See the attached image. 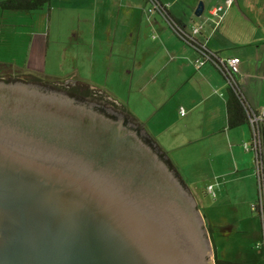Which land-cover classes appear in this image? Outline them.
I'll list each match as a JSON object with an SVG mask.
<instances>
[{
  "label": "water",
  "instance_id": "water-1",
  "mask_svg": "<svg viewBox=\"0 0 264 264\" xmlns=\"http://www.w3.org/2000/svg\"><path fill=\"white\" fill-rule=\"evenodd\" d=\"M111 112L0 81V264H214L189 189Z\"/></svg>",
  "mask_w": 264,
  "mask_h": 264
},
{
  "label": "rangeland",
  "instance_id": "rangeland-1",
  "mask_svg": "<svg viewBox=\"0 0 264 264\" xmlns=\"http://www.w3.org/2000/svg\"><path fill=\"white\" fill-rule=\"evenodd\" d=\"M144 1L148 6L147 0ZM70 2L52 0L49 11L0 10V63L40 77L85 82L105 92L112 100L122 103L132 115L133 111L136 112L142 120H146L150 112L152 97L164 91L175 95L168 107L171 108L180 93V89L175 91L179 81L178 71L174 69V83L164 89L162 83L165 82L163 77L166 73L159 69L161 54L153 55L156 61L152 66L150 58L146 62L136 63L141 52L137 53L135 59L133 42L127 35L129 28L122 14L116 31L109 29L108 20L101 21L97 28L91 29L89 24L76 20L82 4ZM144 14V17L148 15L146 11ZM189 24L190 21H186L185 32L188 35L191 34L190 26L187 27ZM76 28L79 34L73 38ZM150 34L153 35L152 39L157 38L153 31ZM152 75L154 79H150ZM101 107L112 112L115 110L110 105ZM173 120L179 123L176 117ZM178 127L175 123L167 126L163 138ZM175 144L179 145L181 141L172 146ZM206 147L204 152L201 144L174 147L171 155L176 170L195 195L192 196L203 218L211 246V260L214 262L215 250L209 238L208 226L212 228L219 258L246 264H264L261 219L250 209L257 191L254 155L250 151V175L242 171L226 176L223 173L227 172L230 165L226 157L219 154L217 147ZM211 150L216 151L214 156ZM208 184L214 188V198L205 192Z\"/></svg>",
  "mask_w": 264,
  "mask_h": 264
},
{
  "label": "crops",
  "instance_id": "crops-1",
  "mask_svg": "<svg viewBox=\"0 0 264 264\" xmlns=\"http://www.w3.org/2000/svg\"><path fill=\"white\" fill-rule=\"evenodd\" d=\"M68 1L82 4L81 11H77L76 20L89 24L91 29L97 28L101 21L108 20L109 29L116 31L122 14L129 28L127 35L133 42L135 59L137 53L141 52L139 62L136 63L146 62L150 58L152 66L156 61L153 55L161 54L159 69L160 72L162 69L166 73L163 77L165 82L162 83L164 89L173 82L174 69L178 71L179 81L175 91L180 89V93L171 108L168 107L175 95L164 91L150 100L151 108L146 120H142L133 111V116L142 125L141 132L156 142L174 166L171 152L175 148L201 144L202 152L206 151V146L217 147L219 154L226 157L230 165L223 175L249 172L252 156L250 151L241 148V145L243 147L249 143L250 136L246 126L227 129L224 79L213 65L197 64L198 54L176 37L169 28V19H166L165 15L155 12L151 13L150 17L144 0ZM157 1L180 30L185 32L186 21H190L187 25L190 26V31L193 26L200 27V31L192 35L197 43L211 52L218 53L222 58L240 59L234 82L250 111L264 109V0H231V4H227V0ZM198 3H202L203 7L200 16L195 15ZM212 8H219L218 15L210 14ZM145 11L148 15L144 17ZM164 24L167 27H163ZM150 31L156 33V39H152ZM78 34L76 28L72 37L76 38ZM154 77L152 75L150 79ZM174 117L179 123L173 120ZM172 123H175L176 127L179 126L178 129L163 138L167 126ZM179 141L181 144L172 146ZM215 153V150H211L212 156ZM210 161L214 164L213 159ZM187 188L195 197L191 189L188 186Z\"/></svg>",
  "mask_w": 264,
  "mask_h": 264
},
{
  "label": "trees",
  "instance_id": "trees-1",
  "mask_svg": "<svg viewBox=\"0 0 264 264\" xmlns=\"http://www.w3.org/2000/svg\"><path fill=\"white\" fill-rule=\"evenodd\" d=\"M50 4H51V0H0V10L2 12H8V11L35 12V11H42L44 9L49 10ZM165 16H166V19H169L170 21V22L168 21L169 28L176 35V37L179 40H181L184 44L192 48L199 55L198 51L201 50L200 44L197 43L195 39L194 41L188 40L178 30L179 27L175 24V21L171 18V16L168 13H165ZM215 69L222 76V78L224 79L226 83V95H227V99H226L227 123H226V126H227V129H233V128L240 127V126H246L250 134V138H251L252 131L250 130V126L248 123L249 111L246 106L245 100L241 92L238 89L237 84L231 81V78L228 76V74L230 73L227 72V69L225 67L220 66L219 69L217 68ZM23 80L37 81L41 83L50 84L49 82H55L58 79L40 77L33 73H24L23 71L19 70L18 68L12 67L11 65L0 63V81L9 83V82H15V81L24 82ZM74 83H75V86L73 88H67V89H64L63 91H65L71 97H74L78 100L93 102L97 104L99 107L110 105L115 109L114 111H116V113L123 115L125 122H127V120H131L133 122V125L137 127V130L139 131L141 130L142 125L137 121V119L131 114V112L122 103L112 100L111 98H109V96L105 92L97 88H93L85 82L75 81ZM111 117L114 118L113 116ZM258 129H259V142H260L259 155L262 160L263 175H264V121L259 124ZM143 140L152 149L157 151L158 155L164 159L168 167L175 172L177 177L180 179L181 183L184 186H186L184 180L182 179V177L176 170L175 166L169 160L166 153L162 151L160 147H158L156 142L147 134L143 137ZM256 184H257V181H256ZM263 188H264V177H263ZM257 197L258 195L256 191L255 201L257 200ZM254 212H256L259 215L258 211H254ZM207 229H208L207 231L209 234V238L215 250L214 264H246V263L237 262V261H226V260L219 258L217 251H216L215 244H214L212 228L211 226L210 227L208 226Z\"/></svg>",
  "mask_w": 264,
  "mask_h": 264
},
{
  "label": "built area",
  "instance_id": "built-area-1",
  "mask_svg": "<svg viewBox=\"0 0 264 264\" xmlns=\"http://www.w3.org/2000/svg\"><path fill=\"white\" fill-rule=\"evenodd\" d=\"M148 2V13H161L165 15L164 7L157 1V0H147ZM227 4H231V0H227ZM219 8H212L210 10L211 15H218ZM170 22V21H169ZM188 40L194 41L192 35L197 34L200 31V27H192L191 34L188 35L184 31L178 29ZM199 59L197 64L199 66L209 63L213 65L215 68L219 69L220 66L225 67L227 69L228 76L231 78V81L234 82V75L238 73L239 70V63L240 59L237 57H230V58H222L218 54L209 51L205 46L200 44ZM249 111V119L248 123L250 126V130L252 131V137L250 138V142L243 145V148L246 151H251L254 155V169H255V177L257 181V200L253 202L250 206L251 211H258L260 218H261V225H262V237L264 242V188H263V164L260 153V142H259V124L264 121V109L261 111ZM181 113L183 111L181 109ZM205 192L211 198L215 197L214 189L212 185H207Z\"/></svg>",
  "mask_w": 264,
  "mask_h": 264
},
{
  "label": "flooded vegetation",
  "instance_id": "flooded-vegetation-1",
  "mask_svg": "<svg viewBox=\"0 0 264 264\" xmlns=\"http://www.w3.org/2000/svg\"><path fill=\"white\" fill-rule=\"evenodd\" d=\"M24 82L23 83H30V84H36V85H40L44 88H48V89H54V90H59V91H63L64 89H67V88H73L75 86V83L74 81H71V80H66V79H62V80H57L55 82H49L50 84H47V83H41V82H37V81H25L23 80ZM3 82V81H2ZM16 82V81H15ZM20 82V81H19ZM57 90V91H58ZM65 92V91H63ZM66 93V92H65ZM114 112V111H113ZM109 113L110 116H113L114 118H119V119H123L124 120V117L123 115L121 114V116H118L117 114L118 113ZM116 112V111H115ZM125 121V120H124ZM123 121V122H124ZM128 124V123H126ZM131 127L138 133L140 134L141 131L137 130V127L136 126H132ZM145 136V134L143 133L142 134V138Z\"/></svg>",
  "mask_w": 264,
  "mask_h": 264
}]
</instances>
